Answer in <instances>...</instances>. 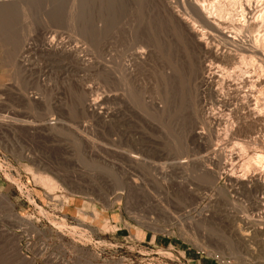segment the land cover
Segmentation results:
<instances>
[{
  "label": "rangeland",
  "instance_id": "374dc122",
  "mask_svg": "<svg viewBox=\"0 0 264 264\" xmlns=\"http://www.w3.org/2000/svg\"><path fill=\"white\" fill-rule=\"evenodd\" d=\"M0 1L7 2L0 5V123L6 122L0 126V264H264V218L249 194L219 177L220 161L211 152L242 147V136L223 134L241 110L228 119L199 83L201 67L210 64L226 75L224 96L232 107L244 99L251 86L241 79L251 73L252 58L240 46L262 42L250 24L264 18V0H233L219 12L215 23L226 37H214L213 45L236 55L232 63L206 58L187 34L196 21L191 6L218 7L224 0ZM51 37L77 47L84 63L41 52ZM23 47L29 49L24 59ZM123 65L132 71L124 77L132 99L113 76ZM257 89L253 99L263 111ZM114 93L125 96V105L113 101ZM87 98L99 103L101 115L84 109ZM215 108L230 123L215 127L220 140L207 148L191 136L195 130L208 136L205 117L222 115ZM115 109L120 120L110 117ZM255 161L253 167L264 169ZM230 167L224 171L244 177V168ZM195 208L210 213L208 224L196 221ZM236 215L255 225L248 247L235 240L228 217Z\"/></svg>",
  "mask_w": 264,
  "mask_h": 264
},
{
  "label": "bare ground",
  "instance_id": "6f19581e",
  "mask_svg": "<svg viewBox=\"0 0 264 264\" xmlns=\"http://www.w3.org/2000/svg\"><path fill=\"white\" fill-rule=\"evenodd\" d=\"M214 1V0H213ZM231 3H227V2H225V0H224V3H225V5H224V7H223V5H221V4H219L218 5V7H214V6H209L208 8L205 6V5H202V6H199V5H197V6H199V7H197V9H196V7L194 8V6H191V10L193 11V13H194V15H195V20L196 21H193V23L192 24H189V27L187 28L188 30H187V34H188V32H189V34L191 35V41H192V39L194 40L193 42H197V44H196V46L198 45V43H199V45L198 46H200L202 49H203V55L206 57V58H211V59H213V60H215L216 62H224V60H228L227 62H233L234 60H236V55H232L231 53H224V52H222V50H221V48L220 47H218V45H213L214 44V42H217L216 41V39H214V37H218L219 36V38L221 37L222 39L223 38H225L224 37V35H225V33H224V28H222V26L221 25H219V23L218 24H216L215 23V20L217 19V17H218V14H219V17H220V15H222V13H219V12H223L224 11V9L226 8V6H229V5H233L236 1H233V0H229ZM242 1V0H241ZM258 1V0H257ZM195 2V4H198V2L199 1H197V0H195L194 1ZM7 2H5V1H0V5H4V4H6ZM204 3V2H203ZM205 3H206V1H205ZM227 3V4H226ZM240 7H241V9H243V10H241L242 11V13L241 14H243L244 15V12L246 13V10L247 9H244L243 7H242V4H240L239 5ZM1 7V6H0ZM236 7V6H235ZM3 8V7H2ZM5 8V7H4ZM217 8V9H216ZM246 8H248V7H246ZM250 8V7H249ZM231 9V8H230ZM254 9V8H253ZM190 10V11H191ZM233 10V9H232ZM231 10V11H232ZM2 11H3V9H2ZM228 11V10H227ZM0 12H1V10H0ZM236 13H238V11L236 12ZM248 13H249V11H248ZM262 13V12H261ZM173 14H176V13H173ZM231 14H234L233 12L231 13ZM240 14V15H241ZM9 15L11 16V14H8L7 15V17H9ZM13 15V14H12ZM243 15H242V17H243ZM246 15H247V13H246ZM246 15H244V16H246ZM174 16H176V15H174ZM249 16V15H248ZM218 17V18H219ZM223 17V16H222ZM10 19H11V17H9ZM171 18V17H170ZM178 18H179V16H178ZM231 18V17H230ZM233 18V17H232ZM240 18V17H239ZM258 18V17H257ZM261 18H262V20H261ZM261 18L260 19H256L257 21H253L251 24H250V27L252 28V29H254V28H258L257 29V31H258V34L260 35V37H258V38H260L261 39V41L262 42H260L259 40V42L261 43V46L259 45V44H257L256 42L257 41H253V43L255 42V45L254 46H250V47H248V46H240V50H241V52L242 53H247V54H249L250 56H251V58H252V60H250L251 61V63H252V70H251V73L250 72H248V74H249V76H247V77H245V76H243V77H245L244 79H241L242 80V82H243V84L244 85H246V84H248V85H250L251 86V88H250V91L248 92V93H246L245 92V95H243L244 96V99L242 100V101H240V103L238 102V104L235 106V107H232V105L230 104V102L228 101V98H225L226 97V95L228 94H226L225 96H224V87H223V85H225V83H227V79L226 78H224V76H226V75H224V73H217V72H215V71H213V68L211 67V65L209 64V65H205V66H203V67H201L202 68V70H201V78H200V76H199V83H200V88L202 89V91H205V92H208L209 94H211V96L213 97V99L214 100H212V101H214L213 103H215V104H217V106L219 105V108H223V109H225L226 111H228L229 112V114H228V119H229V117H230V115H231V113L233 112V115H234V111L236 112V110H241V112L238 114L237 112H236V122H235V125H234V123H230V120H228L229 121V125L227 126V127H229V130H228V133H223V134H231V135H233L234 133H236L237 135H239V136H242L241 138H244V140L242 139V141H244L243 142V145H241L240 147V149L239 150H236V151H228L227 153H224V152H222L220 149L221 148H219L218 149V147L216 146L215 147V149L214 148H211L212 147V145L214 146V145H216V144H213L214 142H216V141H218V140H220L219 138L221 137L220 136V133L218 134V132L216 131V129H215V127L218 129V127L220 128V126L221 125H223L224 123L226 124L228 121L226 120H224V114H223V110H221V109H219L221 112V114L222 115H220V116H216L218 113L216 112L215 113V111H214V113L213 114H211V116H209L210 115V113L207 115V116H209V119L207 118V117H205V119L206 120H204V123L203 124H206V126H207V128H208V136L207 137H205V135H204V131L202 132V131H194V134L191 136V137H195V138H198V140L200 139L201 141L203 140H205L206 142V146H207V148H211L212 150H211V152H212V154L220 161L219 163L217 162V165L218 166H216V167H218V168H216V169H218V171H219V173L221 172V174H219V177H221V176H223V178H226L227 180H228V182H230L231 184H232V186L233 187H235V186H237V187H239V188H241L243 191H245V192H243V193H247V194H249L251 197H252V199H253V205H254V208L257 210L256 212V215H257V217L258 218H260L261 220L264 218L263 216H264V169H262V170H260V169H258L257 168V166H256V168L255 167H253L252 165H253V160L256 162V164L258 163L257 162V160L259 161V160H261V159H263L262 161H264V136L262 137L260 134H259V132H261L262 130H264V106H262L263 107V111H262V109H260V106L262 105H259V104H257V102L255 103L254 102V99H253V94H254V91L257 89L258 91L257 92H259V93H262V94H264V18H263V15L261 16ZM9 19V21H11ZM185 19V18H184ZM234 19V18H233ZM181 20V19H180ZM194 20V19H193ZM183 21V20H182ZM3 22V21H2ZM187 22V21H186ZM1 23V22H0ZM4 23V22H3ZM190 23V22H189ZM2 24V23H1ZM196 24H200V26L198 27V26H196ZM225 24V23H224ZM228 24V23H227ZM223 25V24H222ZM3 26V25H2ZM185 26V25H184ZM188 25H186V27H187ZM5 27V26H4ZM226 27V26H225ZM242 27V26H241ZM202 28V30L205 32V29H207V32H209L208 34H201L200 33V30L199 29H201ZM240 28V27H239ZM4 29V28H3ZM230 30V29H229ZM241 30V29H240ZM132 31V30H131ZM130 31V32H131ZM1 32V31H0ZM206 32V33H207ZM133 34H134V32H133ZM131 36V35H130ZM134 36V35H133ZM47 37V36H46ZM135 37V36H134ZM190 37V36H189ZM231 37V36H230ZM221 38H220V40H221ZM43 39V38H42ZM55 39L56 38H53V37H51V38H48V39H46L45 41H44V39L42 40V41H44V44H43V49H42V51L41 52H43V53H45L47 56H50V57H52V58H56V57H58V58H60V59H71L72 61H74V62H76V63H84V61L82 60V58H81V56H80V50L78 51V49H77V47H72V48H67V47H65V46H63L64 44L63 43H56L55 42ZM185 39H186V37H185ZM241 39V38H240ZM239 39V40H240ZM213 40H214V42H213ZM234 41H235V39H233ZM232 40V41H233ZM237 40V39H236ZM255 40H257V38L255 39ZM225 41V40H224ZM233 41V42H234ZM213 42V43H212ZM223 42V41H222ZM238 42V41H237ZM240 42V41H239ZM252 43V42H251ZM148 44V43H147ZM157 45V44H156ZM246 45V44H245ZM154 46V45H153ZM2 47V46H1ZM162 47V46H161ZM223 47V46H222ZM156 48V47H155ZM199 48V47H198ZM201 48H199V50L201 49ZM146 49V48H145ZM238 49V48H237ZM21 51H19L20 53H19V58L20 57H22L23 59L25 58V55L28 53V48H26V47H23L22 49H20ZM127 50H129V49H127ZM140 50H143V48L142 49H140ZM144 51L145 50H143V52L142 53H144ZM148 51V50H147ZM151 51V50H150ZM155 51V50H154ZM202 51V50H201ZM200 51V52H201ZM147 53V52H146ZM145 53V54H146ZM130 54V53H129ZM141 53H138L137 52V56L139 55V56H141L140 57V59L141 58H145L146 56H147V54L145 55V57L141 54ZM28 55V54H27ZM24 56V57H23ZM143 56V57H142ZM151 56V55H150ZM135 57V56H134ZM149 57V56H148ZM11 58V57H10ZM17 58V57H16ZM21 58V59H22ZM244 58V57H243ZM12 59V58H11ZM10 59V60H11ZM169 59V58H168ZM15 60V59H14ZM173 60V59H172ZM17 61V60H16ZM24 61V60H23ZM116 62H118V61H116ZM174 62V61H173ZM226 62V61H225ZM235 62V61H234ZM16 63H19L18 61L16 62ZM127 63V62H126ZM196 63V62H195ZM205 63V62H204ZM208 63V62H207ZM21 64H22V62H21ZM20 64V65H21ZM125 64V63H124ZM138 64V63H137ZM126 65H128V63L126 64ZM167 65H169V64H167ZM189 65V64H188ZM124 66V68H116V70L113 72V76H114V78L116 79L115 81L118 83V85H121L122 86V84H120L122 81L124 82H122L123 83V92L125 93H123V95H125L126 97H128L129 96V98H131V97H133V96H131V94H133L132 93V87H128V83H129V81H128V83H125V82H127V81H125V78L126 77H128L129 75H130V73L132 72L131 71V69L130 68H128L127 66L125 67V65H123ZM139 66V65H138ZM170 66V65H169ZM192 66V65H191ZM220 66V65H219ZM218 66V67H219ZM223 66V65H222ZM116 67V66H115ZM114 67V68H115ZM131 67V66H130ZM173 67V66H172ZM137 68V67H136ZM231 68V67H230ZM249 68V67H248ZM130 69V70H129ZM133 69V68H132ZM167 69H169V68H167ZM173 69H174V67H173ZM176 69H177V67H176ZM217 69V68H216ZM114 70V69H113ZM135 70V69H134ZM188 70V69H187ZM218 70V69H217ZM243 70V69H242ZM131 71V72H130ZM172 71V70H171ZM221 71V70H220ZM194 72V71H193ZM244 72H246V71H244ZM167 73V72H166ZM242 73V72H241ZM197 75V74H196ZM229 75V74H228ZM232 76L234 75V73H232L231 74ZM230 75V76H231ZM229 76V77H230ZM125 77V78H124ZM134 78V77H133ZM233 78V77H232ZM126 79H130V78H126ZM186 79V78H185ZM196 79V78H195ZM194 79V80H195ZM229 79V78H228ZM235 79H237V78H235ZM193 80V79H192ZM193 80V81H194ZM230 80V79H229ZM241 80L239 81L240 83H241ZM235 81V80H234ZM235 83V82H234ZM228 84H229V82H228ZM129 85H130V83H129ZM215 85H218L219 87H214ZM231 85V84H230ZM121 86H119V88L121 87ZM247 86V85H246ZM134 88V87H133ZM195 88H197V87H195ZM245 88V87H244ZM117 89V88H116ZM189 89V88H188ZM198 89H199V87H198ZM246 89V88H245ZM119 90V89H118ZM120 90H121V88H120ZM193 90V89H192ZM191 90V91H192ZM197 90V89H196ZM195 90V91H196ZM247 90V89H246ZM194 91V90H193ZM200 91V90H199ZM134 92V91H133ZM167 92V91H166ZM187 92V91H186ZM201 92V91H200ZM230 92V91H229ZM238 92H239V90H238ZM236 93L237 95L239 94V93ZM131 93V94H130ZM168 93V92H167ZM242 93H244V92H242ZM120 94V93H119ZM118 93H114V96H113V98H114V102L116 103V104H118L119 102H121V101H123V102H121V103H124V105H125V102H127V100H126V98H125V96L123 97V95H119ZM130 94V95H129ZM195 94V93H194ZM197 94H200V93H197ZM235 94V95H236ZM262 94H260V95H262ZM134 95V94H133ZM163 95V94H162ZM171 95V94H170ZM174 95V94H173ZM230 95V94H229ZM228 95V96H229ZM234 95V94H233ZM236 95V96H237ZM122 96V97H121ZM131 96V97H130ZM240 96H241V94H240ZM264 96V95H263ZM157 97V96H156ZM166 97V96H165ZM164 97V98H165ZM192 97V96H191ZM198 97V96H197ZM234 97V96H233ZM233 97H231V98H233ZM255 97H256V95H255ZM28 98V97H27ZM123 98H125V99H123ZM129 98H127L128 100H130ZM159 98V96L156 98V99H158ZM167 98V97H166ZM194 98H195V96H194ZM194 98H192V99H194ZM198 98H200V97H198ZM197 98V99H198ZM230 98V99H231ZM239 98V97H238ZM241 98V97H240ZM29 99V98H28ZM132 99V98H131ZM156 99H154V100H156ZM163 99V98H162ZM174 99V98H173ZM229 99V100H230ZM235 99H237V98H235ZM260 99V98H259ZM262 99V98H261ZM153 100V99H152ZM160 100H161V98H160ZM164 100V102L166 101L165 99H163ZM163 100L162 101H158L159 102V104H160V102H163ZM167 100H168V98H167ZM199 100H201V99H199ZM233 100V99H232ZM29 101H31L30 99H29ZM36 101V100H35ZM195 101V100H194ZM193 101V102H194ZM202 101V100H201ZM236 101V100H235ZM263 101H264V98H263ZM38 102V101H37ZM163 102V103H164ZM174 102V101H173ZM196 102V101H195ZM194 102V103H195ZM199 102V101H198ZM259 102V101H258ZM33 103V102H32ZM35 103V102H34ZM120 103V104H121ZM151 103H152V101H151ZM150 103V104H151ZM169 103V102H168ZM167 103V104H168ZM171 103V102H170ZM197 103V102H196ZM196 103H195V106H196ZM212 103V104H213ZM234 103V102H233ZM232 103V104H233ZM253 103H255V104H253ZM158 104V103H157ZM157 104H155L156 106H157V108L159 107ZM206 104V103H205ZM236 104V103H235ZM264 104V103H263ZM127 105V104H126ZM163 105V107H164V105L166 106V102H165V104H162ZM161 105V106H162ZM193 105V104H192ZM197 105H199V104H197ZM201 105V104H200ZM204 105V104H203ZM202 105V106H203ZM234 105V104H233ZM100 105H99V103H97V101H94V100H90V99H88L87 98V100L85 101V106H84V109L85 110H87V111H90L91 113H97V114H99V115H101V113H99L98 111H99V107ZM123 106V105H122ZM151 106H152V104H151ZM154 106V105H153ZM152 106V109H155L154 107ZM168 106V105H167ZM166 106V107H167ZM174 106V105H173ZM213 106V105H212ZM164 108V110L165 109H167V108ZM193 107V106H192ZM191 107V108H192ZM199 107V106H198ZM115 108H117V107H115ZM156 108V109H157ZM195 108V107H194ZM231 108H233V109H231ZM126 109V108H125ZM151 109V110H152ZM160 110H163V108L161 109V107L159 108ZM175 109V108H174ZM198 109V108H197ZM200 109V108H199ZM213 109V108H212ZM216 109V108H215ZM127 110V109H126ZM168 110V109H167ZM203 110H205V109H201V111H203ZM209 110V109H208ZM216 110H218V108L216 109ZM219 110H218V112H219ZM225 110H224V112H225ZM155 111V110H154ZM157 111V110H156ZM192 112H193V110H191ZM211 111V110H210ZM160 112V111H159ZM159 112H157V113H159ZM154 113V112H153ZM161 113V112H160ZM163 113H164V111H163ZM199 113V112H198ZM204 113V112H203ZM120 114H121V112H119V109L118 110H112V113H111V115H110V117L111 118H113L114 120H120ZM155 114H156V112H155ZM200 114V113H199ZM157 115V114H156ZM162 115V114H161ZM233 115H231V116H233ZM206 116V115H205ZM150 117V116H149ZM201 117V116H200ZM226 117V116H225ZM6 118V117H5ZM5 118H3V119H5ZM227 118V117H226ZM231 118V117H230ZM2 119V118H1ZM232 119V118H231ZM113 120V121H114ZM7 121V120H6ZM2 122V121H1ZM20 122V121H19ZM114 122H116V121H114ZM233 122V121H232ZM4 123H6V122H4ZM4 123H2V124H4ZM1 124V123H0ZM2 124L0 125V126H2ZM37 124V123H36ZM40 124H42V123H40ZM198 124V123H197ZM15 125V124H14ZM43 125V124H42ZM199 125H200V123H199ZM8 126V125H7ZM38 126V129L40 128L39 127V125H37ZM41 126V125H40ZM44 126V125H43ZM42 126V127H43ZM116 126V125H115ZM225 126V125H224ZM203 127V126H202ZM34 128H36V126L34 125ZM198 128V127H197ZM224 128H226V126L224 127ZM37 129V128H36ZM36 129H34V130H36ZM225 130V129H224ZM225 131H227V129L225 130ZM224 131V132H225ZM220 132H222V131H220ZM226 135V136H227ZM236 135V136H237ZM225 136V135H224ZM228 137V136H227ZM230 137H234V136H230ZM197 141V140H196ZM242 144V143H241ZM226 152V151H225ZM256 152H257V154H256ZM212 157V156H211ZM211 157H209V158H211ZM140 158V157H139ZM212 159H214V158H212ZM222 160H224V163H222L221 161ZM138 163V162H137ZM259 163H263V162H259ZM258 163V164H259ZM255 164V163H254ZM264 164V163H263ZM216 165V164H215ZM227 165H230L231 167L229 168V169H231V168H237V166H239L240 168L242 167V168H244L245 170H246V172L244 173V177H237L236 175H234V176H236V177H233L232 175H231V173H228L227 171H224L226 168V166ZM253 167L254 168V171H253V168H252V172L251 173H248V169L250 168V167ZM258 167H260V165L258 166ZM262 167H263V165H262ZM243 169V171H245ZM227 170H228V168H227ZM234 170V169H233ZM232 170V171H233ZM240 170V169H239ZM242 171V172H243ZM250 171H251V169H250ZM231 172V171H230ZM241 172V173H242ZM214 173H215V171H214ZM217 174H218V172H216ZM216 174V175H217ZM234 174V173H233ZM213 176H215L214 174H213ZM218 176V175H217ZM238 176H240V175H238ZM47 178H49V177H46V178H43V180L42 181H45ZM216 178V177H215ZM134 179V178H133ZM217 179V178H216ZM220 179V178H219ZM218 179V180H219ZM226 180V181H227ZM47 181H48V179H47ZM52 182V181H51ZM133 183V182H132ZM229 184V183H228ZM52 185V184H51ZM49 186V185H48ZM231 186V185H230ZM231 186V187H232ZM233 187L231 188V189H233ZM54 188V187H53ZM236 188V187H235ZM237 189V188H236ZM222 190V189H221ZM235 190V189H234ZM237 192H238V190H237ZM231 193V192H230ZM239 193H242V191L241 192H239ZM236 194V193H235ZM258 200V201H257ZM196 209V208H195ZM208 211V210H207ZM193 212V211H192ZM196 214V216H193L195 219H196V221H198V222H200V223H202V222H207L208 221V219H210L209 218V215H210V213L209 214H207V212L205 213L203 210H200V209H196L195 211H194ZM226 215H228V214H226ZM225 215V216H226ZM233 215V214H232ZM256 215H255V217H256ZM229 219H230V224H231V226H233L234 227V230H233V233H234V235H235V240H236V242L237 243H239L241 246H243V247H248L249 245H250V243H251V240H252V234H253V232H255V230H256V228H255V225H253V223L252 222H246L245 220H243L242 218H238L237 217V215L236 216H230V217H228ZM255 219V218H254ZM191 220H194L192 217H191ZM246 220H248L247 218H246ZM250 220V219H249ZM256 220H257V218H256ZM202 221V222H201ZM194 222H195V220H194ZM264 223V222H263ZM195 224H196V222H195ZM203 224V223H202ZM207 224H208V222H207ZM198 226H199V224H197ZM204 226H205V223H204ZM256 233V232H255ZM233 235V236H234ZM255 235V234H254ZM230 236H232V235H230ZM191 238V237H190ZM192 238H194V237H192ZM234 239V238H233ZM197 240V239H196ZM234 241V240H233ZM254 241V240H253ZM195 242V241H194ZM234 244V243H233ZM237 245V244H236ZM245 254V253H244ZM252 257H253V255H252Z\"/></svg>",
  "mask_w": 264,
  "mask_h": 264
}]
</instances>
